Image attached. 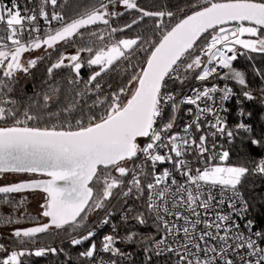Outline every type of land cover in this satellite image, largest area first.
Returning <instances> with one entry per match:
<instances>
[{
    "label": "snow or ice",
    "instance_id": "obj_1",
    "mask_svg": "<svg viewBox=\"0 0 264 264\" xmlns=\"http://www.w3.org/2000/svg\"><path fill=\"white\" fill-rule=\"evenodd\" d=\"M255 56L264 0H0V264H264Z\"/></svg>",
    "mask_w": 264,
    "mask_h": 264
},
{
    "label": "trees",
    "instance_id": "obj_2",
    "mask_svg": "<svg viewBox=\"0 0 264 264\" xmlns=\"http://www.w3.org/2000/svg\"><path fill=\"white\" fill-rule=\"evenodd\" d=\"M21 4L23 5L26 3V0H20ZM153 0H141V3L143 6L150 7L152 5ZM159 2H162V0H159ZM68 51H73V49H68ZM252 61H248L247 59L241 57L237 62H236V67L244 70L248 73V78L249 81L252 85L253 88H258L259 86V80L258 79H253V73L251 71V66H252ZM255 64L256 66L259 67H264V57L260 56H255ZM44 74V66L39 65L36 70H34V76L36 77V83L39 84L40 78ZM83 75L85 78L88 75L87 70L83 71ZM29 94L32 91V84L29 83L27 85L26 89ZM258 96V99L255 101H247L244 110L246 112H251L252 116L249 119V122L253 125L255 131L257 134H259L260 130L264 128V103L261 102L259 99V93H256ZM232 162L233 163H243L244 159L246 158L244 155V152L241 149V144L239 140H237L232 146ZM248 151H251L253 155L259 156L262 154V150L252 148L251 146L248 147ZM255 185L257 187V190L259 192L261 187H264V179L260 177H251L249 178V181L247 182V187H252ZM261 195H264V193H260ZM258 209L260 213H264V207L258 205ZM93 219V218H92ZM118 219V217H117ZM94 220V219H93ZM264 224V215H260L258 217V225ZM110 228L107 226L103 231L100 232L102 235L104 232L109 231ZM0 242H6V241H0ZM50 239L48 237H44L41 241V243L47 244L50 243ZM60 239H56L55 243L60 244ZM59 258H42L40 259L37 264H55V260Z\"/></svg>",
    "mask_w": 264,
    "mask_h": 264
},
{
    "label": "rangeland",
    "instance_id": "obj_3",
    "mask_svg": "<svg viewBox=\"0 0 264 264\" xmlns=\"http://www.w3.org/2000/svg\"><path fill=\"white\" fill-rule=\"evenodd\" d=\"M39 54H40V52H34L31 55L32 56H36V55H39ZM21 178H23V177L17 176V175H13V174H9L7 176L6 181H4V182H12V181H15V180H18V179H21ZM23 195H27L28 196V199H29V204H28L29 211L32 212L33 214L38 213L39 204L43 201V194L40 193V192H30V193H25ZM92 218L95 220V217H92ZM8 231L9 230L7 228H0V232L7 233Z\"/></svg>",
    "mask_w": 264,
    "mask_h": 264
},
{
    "label": "built area",
    "instance_id": "obj_4",
    "mask_svg": "<svg viewBox=\"0 0 264 264\" xmlns=\"http://www.w3.org/2000/svg\"><path fill=\"white\" fill-rule=\"evenodd\" d=\"M246 103H247V100H244L243 103H242L241 105H237L235 100H233V101L231 102L230 107H231L232 111H231V113L229 114V122H230V123H235V122H236V112H237V111L239 110V108H241V107L244 109ZM179 117H180V123H182L183 120L185 119L183 111L180 112ZM249 119H250V117L247 118L246 122L250 123V122H249ZM226 147H227V145H226ZM106 227H107V226H104V227L100 230V232L103 231Z\"/></svg>",
    "mask_w": 264,
    "mask_h": 264
}]
</instances>
